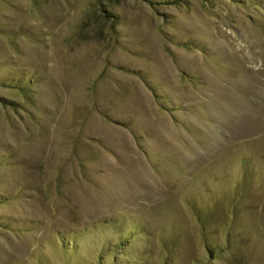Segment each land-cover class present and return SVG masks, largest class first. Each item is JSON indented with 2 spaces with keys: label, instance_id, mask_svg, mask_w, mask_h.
I'll return each instance as SVG.
<instances>
[{
  "label": "rangeland",
  "instance_id": "1",
  "mask_svg": "<svg viewBox=\"0 0 264 264\" xmlns=\"http://www.w3.org/2000/svg\"><path fill=\"white\" fill-rule=\"evenodd\" d=\"M0 264H264V0H0Z\"/></svg>",
  "mask_w": 264,
  "mask_h": 264
}]
</instances>
